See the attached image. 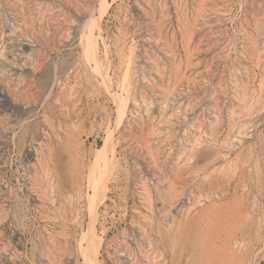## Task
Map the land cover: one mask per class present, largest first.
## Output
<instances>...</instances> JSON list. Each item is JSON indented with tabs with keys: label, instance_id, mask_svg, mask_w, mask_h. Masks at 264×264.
Instances as JSON below:
<instances>
[{
	"label": "rangeland",
	"instance_id": "obj_1",
	"mask_svg": "<svg viewBox=\"0 0 264 264\" xmlns=\"http://www.w3.org/2000/svg\"><path fill=\"white\" fill-rule=\"evenodd\" d=\"M91 259L264 264V0H0V264Z\"/></svg>",
	"mask_w": 264,
	"mask_h": 264
},
{
	"label": "bare ground",
	"instance_id": "obj_2",
	"mask_svg": "<svg viewBox=\"0 0 264 264\" xmlns=\"http://www.w3.org/2000/svg\"><path fill=\"white\" fill-rule=\"evenodd\" d=\"M87 25V24H86ZM88 26V25H87ZM91 30H90V32H89V35H87L89 38L92 36V28L91 27H89ZM99 28V27H98ZM97 32V31H96ZM88 34V33H87ZM86 36V37H87ZM96 36V35H95ZM94 36V39L96 38ZM97 36H98V34H97ZM94 39H92V40H94ZM85 41H87L85 44H88L87 46H91V47H89V52L91 51V53H92V56L93 57H91V58H93V60H95V62L97 61V52H96V45H95V43H96V39L94 40V42L92 41V42H90L91 43V45L89 44V42H88V40H85ZM89 41H91V40H89ZM87 46H85V47H87ZM91 48H92V50H91ZM105 48V47H104ZM87 49H88V47H87ZM106 55V54H105ZM89 56V55H88ZM90 57V56H89ZM105 58V57H104ZM101 59V58H100ZM99 60V59H98ZM100 61V60H99ZM98 63H100V62H98ZM99 65V64H98ZM96 66H97V64H96ZM100 68V67H99ZM105 72H107L106 71V69H105ZM101 73H103V72H101ZM108 75V74H107ZM105 75L103 74V77H104ZM100 77H102V76H100ZM106 77V76H105ZM102 79H105V78H102ZM110 79V78H109ZM105 81H107V83L108 82H110V81H108V80H105ZM103 82V81H102ZM104 84H105V82H103ZM106 83V85H108ZM108 88H110L111 87V85L110 86H107ZM111 89V88H110ZM123 89V88H122ZM109 93H111V95H112V93H113V91L112 92H109ZM118 93H116V95H117ZM115 95V94H114ZM121 94H118L117 95V97L116 98H118V96L119 97H122V96H120ZM111 97H114V96H111ZM119 99V98H118ZM112 100H114L113 98H112ZM121 100H122V98H121ZM120 100V101H121ZM116 101V100H115ZM122 104L121 105H119V107H118V110H119V119L123 116V112H124V107L122 108V105H123V101L121 102ZM112 146H113V144L112 143H110ZM110 145V146H111ZM111 146V147H112ZM114 147V146H113ZM102 146L99 148H97V151H100V150H102ZM91 188H92V193H91V195L90 196H88V199L91 201V199H92V197L94 196V195H96V194H99L100 195V197H101V200L104 198V190H105V188L106 187H104L103 188V190H99V188H98V184L97 183H92L91 184ZM103 192V195L101 196V193ZM88 200V204H89V213H90V215L92 216V217H94L95 215H96V211H97V204L95 203H91L90 201ZM92 220V219H91ZM92 222V221H91ZM89 226H91L90 224H89ZM90 228V227H89ZM92 233H93V231H92ZM96 236H97V234H96ZM81 237H83L84 239H85V241H86V244H87V246L85 245V248L86 249H88V251L90 250L91 251V240H90V238H89V236L87 235V234H85L84 236H81ZM95 237V236H94ZM98 237V236H97ZM96 237V238H97ZM92 238V237H91ZM95 239V238H94ZM81 240V239H80ZM98 240V239H97ZM97 240H93L92 239V241H97ZM98 244H99V242H98ZM97 244V245H98ZM95 245V244H94ZM86 249H84V250H86ZM93 249V252H92V254H93V256H91L90 255V258L91 257H93V259L94 260H97V253H98V246L96 247V249L95 248H92ZM81 251V250H80ZM87 251V250H86ZM85 254H86V257H88V255H87V252H84ZM89 254V253H88ZM83 256V255H82ZM89 258V259H90ZM88 260V259H87ZM92 260V259H91ZM94 260H92L93 261V263L95 262ZM98 261V260H97ZM97 261H96V263H97ZM91 262V261H90ZM93 263H91V264H93ZM96 263H94V264H96ZM88 264H90V263H88Z\"/></svg>",
	"mask_w": 264,
	"mask_h": 264
}]
</instances>
